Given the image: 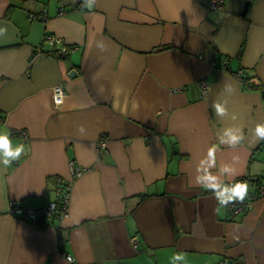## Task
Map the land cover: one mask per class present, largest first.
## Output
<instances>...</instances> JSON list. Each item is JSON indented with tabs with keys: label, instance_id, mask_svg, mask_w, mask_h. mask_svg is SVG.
<instances>
[{
	"label": "crops",
	"instance_id": "obj_1",
	"mask_svg": "<svg viewBox=\"0 0 264 264\" xmlns=\"http://www.w3.org/2000/svg\"><path fill=\"white\" fill-rule=\"evenodd\" d=\"M209 3L0 0V129L25 146L0 165V264H68L69 255L71 264H172L176 253L186 257L176 264H264V197L234 216L195 181L216 146L214 174L230 164L237 175L225 182L249 191L264 182V140L253 135L264 122V0ZM47 34L63 38L67 55ZM215 100L227 101L223 118ZM227 127L243 130L235 149L219 143ZM61 178L72 182L66 218L11 212L13 201L43 210Z\"/></svg>",
	"mask_w": 264,
	"mask_h": 264
},
{
	"label": "clouds",
	"instance_id": "obj_2",
	"mask_svg": "<svg viewBox=\"0 0 264 264\" xmlns=\"http://www.w3.org/2000/svg\"><path fill=\"white\" fill-rule=\"evenodd\" d=\"M95 3L96 0H83L82 7L91 10L95 6ZM7 31V26H0V34H6ZM97 47L103 49V42H99ZM225 91L232 93L235 89L231 85H228ZM53 92V102L59 108L64 103V93L61 89H54ZM137 106L138 105H134V107ZM113 107L118 108L119 102H115ZM212 108L217 117L223 118L228 114L226 100L213 101ZM231 118L233 120L237 119L235 114H233ZM80 131L83 132L84 129L81 128ZM253 135L256 140H264V122L257 123ZM218 139L221 145H226L235 149L244 140L243 130L241 128L233 127L223 128L221 132H218ZM24 151L25 146L23 144L13 148L10 133L4 129H0V165H3L4 168L11 166L13 161L19 160ZM216 152V146L209 147L206 156H204V158H202L197 164V175L195 177L196 184L205 190L211 191L220 206L227 207L235 202L243 203L248 196V184L243 181L225 182L221 179V177L225 175L228 177L237 175L235 168L230 164L223 165L218 170V174H214L212 169L216 167ZM238 159V157H233L234 162L238 161ZM185 259L186 257L184 253H176L171 257L172 264H176L178 261H185ZM68 264H71L70 257L68 258Z\"/></svg>",
	"mask_w": 264,
	"mask_h": 264
},
{
	"label": "built area",
	"instance_id": "obj_3",
	"mask_svg": "<svg viewBox=\"0 0 264 264\" xmlns=\"http://www.w3.org/2000/svg\"><path fill=\"white\" fill-rule=\"evenodd\" d=\"M74 1L76 5L78 3L79 4L83 3V0H74ZM224 2L225 0H210L209 3L210 9L212 8L221 9L224 7L223 6ZM60 13H64V8H60ZM33 17H35V15H33ZM46 37H47L46 39L47 43H49V45L51 46L64 43L63 38L60 36L57 35L51 36L50 34H48ZM39 53H41V50L38 51V54ZM238 78L244 80L242 72L238 74ZM203 86L205 87L207 86L206 82L203 83ZM55 89H61L65 97L66 87L63 83L57 84ZM15 133L21 138L23 137V139L25 140H28L30 137L26 129H22ZM100 145H102L103 147L107 146L104 140L101 141ZM70 170L72 172L73 177L80 176L85 172V170L76 167V164L73 161L71 162ZM57 183H58L57 199L50 202L49 205H47L43 210H39V209L37 210L27 206L23 207L18 202L13 201L10 203L11 212L15 213L16 215L22 217L25 220L31 221L32 223H38L40 219H45L47 221H50L51 219L66 218L69 215V210H70L69 204L71 199L72 182L61 178L58 180ZM259 197L261 198L264 197V182L257 184L255 189L250 190L248 192V196L245 198L243 203L235 202L234 204H232L231 207L232 215L234 216L245 215V213L249 212L254 207L256 200H258ZM131 241H133L134 246L137 247V243H138L137 238L133 237ZM69 257L71 258L72 261L73 257L70 255L68 256V258ZM222 264H227V263L225 261L222 262Z\"/></svg>",
	"mask_w": 264,
	"mask_h": 264
},
{
	"label": "rangeland",
	"instance_id": "obj_4",
	"mask_svg": "<svg viewBox=\"0 0 264 264\" xmlns=\"http://www.w3.org/2000/svg\"><path fill=\"white\" fill-rule=\"evenodd\" d=\"M73 3H74V5L76 6V7H78V6H80V4L78 3L77 5L75 4V1L73 0ZM48 35V34H47ZM46 35V36H47ZM51 36H55V34L54 35H52V34H50ZM45 36V38L47 39V37ZM58 36V35H57ZM45 39V40H46ZM64 42V41H63ZM57 45H55V46H51L50 45V47L51 48H54L55 49V47H56ZM60 46V47H59ZM58 49H59V53H61L59 56H65V55H67V53L70 51V47L67 45V46H65L64 45V43L63 44H59L58 46ZM57 49V50H58ZM54 52H56L57 53V51H56V49L55 50H53ZM41 52H42V50H41ZM64 85H65V83H63ZM65 87H66V85H65ZM66 93H67V91H66ZM102 140H105V139H101L100 140V142L102 141Z\"/></svg>",
	"mask_w": 264,
	"mask_h": 264
},
{
	"label": "water",
	"instance_id": "obj_5",
	"mask_svg": "<svg viewBox=\"0 0 264 264\" xmlns=\"http://www.w3.org/2000/svg\"><path fill=\"white\" fill-rule=\"evenodd\" d=\"M249 5H250L249 2H247V3L245 4V8H244V12H243V14L246 13V11L248 10Z\"/></svg>",
	"mask_w": 264,
	"mask_h": 264
},
{
	"label": "trees",
	"instance_id": "obj_6",
	"mask_svg": "<svg viewBox=\"0 0 264 264\" xmlns=\"http://www.w3.org/2000/svg\"><path fill=\"white\" fill-rule=\"evenodd\" d=\"M56 49V51H57V53L60 55L61 53H59L58 51H59V49L57 50V48H55ZM243 77H244V75H243Z\"/></svg>",
	"mask_w": 264,
	"mask_h": 264
}]
</instances>
